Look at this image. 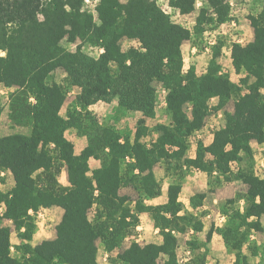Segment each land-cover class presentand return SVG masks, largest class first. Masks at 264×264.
<instances>
[{
  "label": "trees",
  "instance_id": "trees-1",
  "mask_svg": "<svg viewBox=\"0 0 264 264\" xmlns=\"http://www.w3.org/2000/svg\"><path fill=\"white\" fill-rule=\"evenodd\" d=\"M84 1L0 0V84L15 88L10 119L31 126L29 134L0 136V173L10 171L14 178L12 189L0 190V207L5 206L0 212V264H101L98 241L113 252L134 235L143 212L150 214L162 241L142 244L133 239L114 261L181 264L178 233L203 231L195 211L208 193L236 180L247 190L224 201L221 212L227 221L212 225L207 241L214 233L221 235L235 252L233 264H250L245 247L251 255L259 254L252 232L264 216V173L251 168L235 172L232 166L253 156L254 141L264 143V7L250 17L254 39L232 46V64L240 75L236 83L218 62L220 48L205 73L198 74L195 66L183 70V43L202 34L209 22L224 23L230 14L227 0H204L194 30L173 21L158 0H100L97 19ZM196 1L172 0V5L188 14L196 10ZM79 37L102 47L100 56H90L81 46L75 51L62 46L64 39L72 43ZM123 37L138 40L140 46L124 50ZM60 68L67 84L50 80ZM156 81L168 90L170 123L158 124V136L150 143L143 139V122L133 138L122 137L117 127L103 123L90 109L98 101L117 98L123 109L147 116L154 106ZM75 86L81 92L63 115L68 92ZM232 99L234 110L225 114L212 142L199 141L195 157L188 156L190 137L205 126L212 111L219 113ZM71 127L87 137L80 153L66 135ZM91 157L101 165L92 169ZM160 162L177 177L165 203L148 204L162 195L155 173ZM64 168L69 185L59 179ZM193 169L207 174L209 189L192 195V210H187L179 196L183 179ZM128 184L139 192L138 199L121 194ZM54 206L64 210L56 237L34 244L37 225L30 210ZM14 232L20 256L11 250Z\"/></svg>",
  "mask_w": 264,
  "mask_h": 264
},
{
  "label": "rangeland",
  "instance_id": "rangeland-1",
  "mask_svg": "<svg viewBox=\"0 0 264 264\" xmlns=\"http://www.w3.org/2000/svg\"><path fill=\"white\" fill-rule=\"evenodd\" d=\"M100 0H85L84 8L92 12L97 19V5ZM230 4L229 18L219 25L214 22L206 24V30L202 34H194L192 40L185 41L183 43V55H184V67L189 69L191 66H195L200 71H203L208 67L210 60L218 48H220V55L218 57L219 63H229V47L233 46L235 42L240 40L241 44H247L251 41L253 35V26L251 23V16L259 13L264 7V0H227ZM160 7L166 10V13L170 15L171 19L175 22L194 30L196 25V18L199 10L204 6V0L196 1V10L192 13L182 14L172 5V0L163 1L158 3ZM122 48L127 50L133 46H140V42L135 39H129L123 37L120 40ZM62 46L68 51H75L77 46H81L83 52L90 56L98 58L103 52V48L93 45L85 37H79L76 42H69L67 39L62 41ZM1 54H5L4 51ZM226 67V66H224ZM113 69L116 70L117 66L114 65ZM226 72V71H225ZM231 75L234 82L238 83L240 75L237 74L233 68L232 71L227 72ZM66 72L63 69H57L53 72L50 80L67 84ZM155 98L152 111L144 116L140 112L127 111L123 109L118 99L114 98L112 101H98L90 106V109L99 117V119L105 124H112L121 133L122 137L130 136L133 138L140 124H144L147 127V134L144 136V141L150 143L154 141L158 133L155 127L160 123H170V115L167 111V106L163 104V90L164 85L162 82H155ZM15 88H9L0 84V136L10 133H25L31 132L30 125H18L15 124L9 117V102L11 94ZM81 92V88L78 86L70 89L67 95L66 102L62 108L61 113L66 115L67 110L75 105L76 96ZM34 100V99H33ZM217 99L211 100V104L215 105ZM234 110V100H230L224 110L219 113L211 112L208 116L205 126L189 139L190 147L189 152L193 153L195 147L199 141L204 143L209 142L211 133H214L215 129L222 126L225 122V114L232 113ZM188 111L190 108L188 107ZM67 137L73 141L75 145V151L81 149V141L83 136L79 134L76 128H69L66 131ZM87 139V138H84ZM253 156H245L242 162H236L233 164V170L238 171L239 168H251L254 171L264 170V144L254 141ZM92 168H95V160H91ZM100 164L101 162L98 161ZM97 162V163H98ZM155 171L157 177L163 187L162 195L156 199H149L146 202L148 204L164 203L167 201V187L170 183L175 182L177 174L170 171H166V166L163 162L156 165ZM60 182L69 185L66 169L59 176ZM183 188L180 193V200L184 203L187 210H192L190 206V198L192 195L198 192L208 191L209 179L207 175L198 170H190L188 175L183 179ZM14 186L13 175L9 171H3L0 173V190L9 191ZM247 185L241 180H236L230 183H226L216 189L215 192L208 193L203 205L199 207L195 212L198 213V217L204 222L205 227L202 232L188 229L185 233H178L179 245L177 249L178 258L183 264H233L235 260V252L226 246L221 235L215 233L210 241H207V233L212 225L223 226L227 218L221 212V206L227 198L234 197L238 192H245ZM121 194H127L132 200L139 198V192L130 184L125 185L121 189ZM242 209L245 202L241 201L238 204ZM0 212H2L0 210ZM64 210L60 207H53L46 210L42 217L34 215L36 223V231L33 238V243H38L43 239H52L56 237V227L62 219ZM94 211L91 212V216ZM6 223L11 225L10 221L6 220ZM143 228H137L133 236L124 240L122 245L115 249L113 252H108L103 247L101 241H98L99 245V261L101 264H120L114 260L119 252H122L133 239L139 241L142 244L148 242H161L162 236L159 233V229L155 227L153 219L147 218L141 223ZM252 239L259 247L258 255H251L250 250L245 247V252L250 255V264H264V216L261 218V226L258 230L252 232ZM194 242L195 244H192ZM20 243L16 233L12 234V253L16 256H20V251L16 248V245ZM204 260L205 262H201ZM163 260L161 259V262Z\"/></svg>",
  "mask_w": 264,
  "mask_h": 264
},
{
  "label": "crops",
  "instance_id": "crops-1",
  "mask_svg": "<svg viewBox=\"0 0 264 264\" xmlns=\"http://www.w3.org/2000/svg\"><path fill=\"white\" fill-rule=\"evenodd\" d=\"M254 39V28H253V35H252V39L251 40H253ZM188 41V40H187ZM190 41V40H189ZM185 43V42H184ZM182 47H183V45H182ZM182 51H183V49H182ZM231 52H232V46L231 47H229V49H228V53H229V63H222V64H224V65H221V67H222V70H224V71H226V72H230V71H232L233 70V68H234V66H233V64H232V57H231ZM218 62H220L219 60H218ZM224 66H226V67H224ZM196 68V67H195ZM183 70L184 71H187L188 69L186 68V66L185 67H183ZM206 70H207V67L203 70V71H200L198 68H196V72L198 73V74H202V73H205L206 72ZM235 70V69H234ZM231 76V75H230ZM232 78V77H231ZM233 80V79H232ZM214 99V98H213ZM162 102H163V104L165 103V105L167 106V104H166V96L164 95L163 96V100H162ZM167 109V108H166ZM213 136H214V134L213 133H211L210 134V137H209V142L208 143H205L206 145L207 144H209V143H211L212 142V140H213ZM84 138H87L86 136H83V140L81 141V149H79V151H75L76 153H80L84 148H85V146L87 145V139H84ZM264 144V143H263ZM196 147H195V149H194V151H193V153H190L189 152V150H188V156H190V157H195V155H196ZM91 160H95V162H96V164H98L96 167H99L101 164L98 162V161H100V160H98V159H96V158H94V157H91L90 158V166H91V168H92V165H91ZM98 162V163H97ZM95 167V168H96ZM156 167V166H155ZM92 169H94V168H92ZM196 170V169H195ZM199 171V170H198ZM256 171V170H255ZM3 171H1V173H2ZM10 172V171H9ZM63 172V171H62ZM67 172V171H66ZM200 172H202V171H200ZM11 173V172H10ZM155 173H156V171H155ZM203 173H205V172H203ZM206 174V173H205ZM157 175V174H156ZM207 175V174H206ZM67 177H68V175H67ZM158 178V177H157ZM69 182V181H68ZM171 184V183H170ZM169 184V185H170ZM65 185V184H64ZM169 185H168V187H167V200H168V188H169ZM121 192V191H120ZM162 192H163V187H162ZM156 198H158V197H156ZM156 198H153V200L154 199H156ZM179 200H180V196H179ZM165 203V202H164ZM156 204H158V203H156ZM155 204V205H156ZM159 204H161V203H159ZM4 204H2L1 205V207H0V210L3 212V210H4ZM55 207V206H54ZM51 208H53V207H50V208H45L46 210H49V209H51ZM151 216H150V214L148 213V212H143V213H141L140 214V219H141V222H140V225L137 227V228H143V224H141L143 221H144V219H147V218H150ZM152 219V218H151ZM204 223V222H203ZM204 227H205V224H204ZM204 230V229H203ZM200 232H202V231H200ZM215 234V233H214ZM213 234V235H214ZM213 238V237H212ZM35 244V243H34ZM130 245V244H129ZM128 247V246H127Z\"/></svg>",
  "mask_w": 264,
  "mask_h": 264
},
{
  "label": "built area",
  "instance_id": "built-area-1",
  "mask_svg": "<svg viewBox=\"0 0 264 264\" xmlns=\"http://www.w3.org/2000/svg\"><path fill=\"white\" fill-rule=\"evenodd\" d=\"M163 1H170V0H161V2H163ZM158 3H160V0H158ZM163 10L166 12V10L163 8ZM238 42H240V40L238 41ZM224 71V70H223ZM225 72V71H224ZM163 93H164V95L165 96H167V93H168V90L164 87V90H163ZM33 99V98H32ZM166 104H167V99H166ZM263 167H264V164H263ZM256 172V174H258V175H263V173H264V170H261L260 172H259V170H256L255 171ZM46 211V209L45 208H40L38 211H34V210H30V213L31 214H37V216L38 217H42L43 216V213ZM180 261V260H179ZM180 263L181 264H183L182 263V261H180Z\"/></svg>",
  "mask_w": 264,
  "mask_h": 264
}]
</instances>
